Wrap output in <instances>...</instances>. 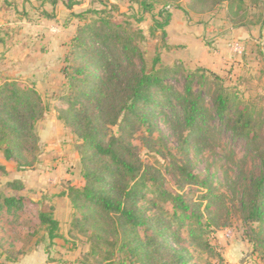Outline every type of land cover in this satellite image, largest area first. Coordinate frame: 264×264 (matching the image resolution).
Segmentation results:
<instances>
[{"label":"trees","instance_id":"obj_1","mask_svg":"<svg viewBox=\"0 0 264 264\" xmlns=\"http://www.w3.org/2000/svg\"><path fill=\"white\" fill-rule=\"evenodd\" d=\"M132 1L146 11L155 4L154 0ZM52 3L63 5L80 21L67 44L60 69L64 84L56 104L58 119L79 141L76 149L82 180L80 184L70 183L67 189L74 210L72 228L95 243L92 253H98L101 245L109 247L108 261L121 254L123 264H192L190 246L210 249L204 238L206 224L200 205L184 194L164 189L159 184L161 175L149 173L132 142L137 140L148 149L157 146V152L163 155L164 146L155 138L154 108L178 109L189 135L206 137L214 116L195 83L202 88L222 78L203 69L199 74L189 73L184 91L179 92L165 82L175 70L160 67L159 53L151 67L138 65L137 61L145 57L140 45L146 36L130 22L131 16L117 14L114 8L74 14L75 7L81 5L76 0ZM193 3L213 9L219 1ZM232 4L233 0H228L229 7ZM88 14L94 16L91 22H87ZM170 18L168 14L157 25L164 28ZM158 38L161 46L172 49L166 44V32ZM89 60L99 72H91ZM213 102L216 116L247 141L260 161L262 171L250 177L245 207L247 219L263 223L264 136L237 96L218 92ZM47 111L34 87L16 80L0 85L1 161L18 168L36 167L40 153L37 124ZM166 173H176L183 186L206 189L203 199L210 196L209 182L194 173L188 160L183 165H169ZM5 175L6 166L0 164V177ZM25 188L22 181L14 180L0 192V233L6 232L13 244L22 243L16 253L7 249L2 252L9 262H18L39 247L41 234L50 242L62 238L54 208L20 194ZM166 205L171 210L165 211ZM172 227L177 228L173 231ZM180 229L185 233L183 243ZM171 235L179 237V250L169 244Z\"/></svg>","mask_w":264,"mask_h":264},{"label":"rangeland","instance_id":"obj_2","mask_svg":"<svg viewBox=\"0 0 264 264\" xmlns=\"http://www.w3.org/2000/svg\"><path fill=\"white\" fill-rule=\"evenodd\" d=\"M76 1L81 5L75 7L74 14L114 8L117 14L131 16L130 22L146 36L140 45L145 57L142 62L137 61L138 65L151 67L159 53L160 67L175 70V74L165 79L175 90L183 92L185 76L202 69L222 78L202 88L195 83L214 116L212 130L206 137L190 136L178 109L154 108L155 138L164 146L163 155L157 152V146L148 149L137 140L132 145L149 173L161 175L159 184L164 189L184 194L200 205L206 224L204 238L210 249L190 246L192 264H264V222L247 219L245 207L250 177L253 173L259 175L262 167L247 141L216 116L213 102L218 92L237 96L264 136V0H233L230 7L228 0H218L213 9L205 4L194 5L193 0H170L169 3L154 0L149 11L132 0ZM168 14L169 25L160 28L157 23L163 22ZM93 18L88 14L87 22ZM78 25L79 19H74L63 5H54L52 0H0V85L6 80L18 79L34 87L48 108L37 130L58 131L66 144L71 138L50 110L53 105L50 99H57L51 87L59 76L57 67L64 42ZM162 32H166V44L171 50L160 45L158 36ZM236 43L240 46L239 52L232 48ZM63 61L64 57L62 64ZM89 64L91 72H99L90 60ZM185 160L201 180L209 182L212 191L208 198H202L207 195L206 189L183 186L176 173H166V167L173 163L183 165ZM0 164L7 169V175L0 177V192L8 182L20 180L26 186L20 194L42 201L60 214L62 238L50 242L41 234L42 243L34 264H123L121 254L106 260L111 254L106 245L99 246L98 253H92L95 243L72 228L74 210L64 198L67 185L63 184L62 188L58 181L46 182L50 186L42 191L46 186L44 178H61L60 173L50 174L56 168L53 164L48 165L43 156L38 158L35 168H18L1 160ZM163 208L171 210L168 205ZM180 230L183 243L185 233L184 229ZM8 236L6 232L0 233V244L5 247H0V264H28L5 259L2 253L5 249L16 253L22 248V243L13 244ZM178 238L171 235L169 239L176 250L180 248L176 245Z\"/></svg>","mask_w":264,"mask_h":264},{"label":"crops","instance_id":"obj_3","mask_svg":"<svg viewBox=\"0 0 264 264\" xmlns=\"http://www.w3.org/2000/svg\"><path fill=\"white\" fill-rule=\"evenodd\" d=\"M209 30V29H208ZM73 35V33H72ZM71 35V37H72ZM71 37L67 38L64 42V47L61 49L62 52L60 54V58H59V65L57 67L58 69V79L57 82H55L54 86L51 87V93L55 94V96H58V94L62 91V86L64 84V79L63 76L61 75L60 69L62 66V58L64 57V55L67 52V44L70 41ZM16 81H18V79H15ZM61 89V91H60ZM61 94V93H60ZM44 100V98H43ZM50 101L52 102V107H50V110H52L53 115H55V119L57 120L58 123H60L61 125H63V129L66 131V133L68 134V136L71 138L69 139V142L66 144V142H64L65 139H63L61 137L62 134H60L58 131H52V129H47L45 132H40L38 130V134H39V138H40V143H39V147H40V153H39V159L41 158V156H43V160L48 164V165H52L55 166V170H50V174H57L60 173V179L57 180L56 178L50 177L45 179L44 178V182L45 183V188H42V191H46L47 188H49L50 185L46 184V182H53V181H58L59 185L63 188V184L68 185L71 184H80L82 178L80 175V156L79 153L76 149V144L79 142L78 139L64 126L63 122H61L58 119V113L56 111V104H57V99H50ZM47 116V114L45 115V117ZM44 121V119L42 120ZM67 145V146H65ZM69 158H72L71 160H69ZM69 161H71L72 163H70ZM59 186V187H60ZM65 199H67L68 203L70 204V201L67 197V193L68 190L65 189ZM72 210L69 211V213ZM55 216L57 218V220L60 222V228H61V219H60V214L58 211L55 210ZM38 248L37 247L35 250H33L31 253H29L25 258L21 259L19 261L23 262V263H36V256H38ZM33 263V264H34Z\"/></svg>","mask_w":264,"mask_h":264},{"label":"built area","instance_id":"obj_4","mask_svg":"<svg viewBox=\"0 0 264 264\" xmlns=\"http://www.w3.org/2000/svg\"><path fill=\"white\" fill-rule=\"evenodd\" d=\"M232 48H233L234 51H238V52H239V50H240V46H239L238 43L233 44V45H232Z\"/></svg>","mask_w":264,"mask_h":264}]
</instances>
